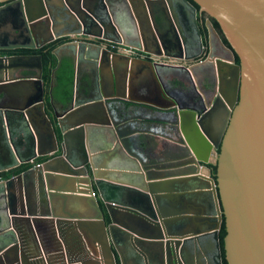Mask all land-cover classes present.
<instances>
[{"label":"water","instance_id":"obj_1","mask_svg":"<svg viewBox=\"0 0 264 264\" xmlns=\"http://www.w3.org/2000/svg\"><path fill=\"white\" fill-rule=\"evenodd\" d=\"M192 2L0 0V51L65 38L74 64L47 103L40 56L0 58V264H222V221L226 263L264 264V0ZM131 110L169 117L179 148L132 152ZM177 184L206 190V228Z\"/></svg>","mask_w":264,"mask_h":264},{"label":"crops","instance_id":"obj_2","mask_svg":"<svg viewBox=\"0 0 264 264\" xmlns=\"http://www.w3.org/2000/svg\"><path fill=\"white\" fill-rule=\"evenodd\" d=\"M204 76H205L204 72H201L199 74V78L202 80ZM73 91H74V87H73ZM135 94L136 93L134 92L130 93L131 98L136 97L137 95L135 96ZM192 96H194V92L192 95L189 93L186 96L181 95L180 98L184 100L186 99V102L192 105L195 103V100L192 99ZM127 116H128V123L133 125L134 130L136 129L137 131H139V133L137 132L138 134L132 135L131 138V145H132L131 150L136 155L140 156L141 158L143 157L147 158L150 155L153 156L160 155L165 151L170 153L171 155L176 151L177 148H179V144L175 142L176 139L179 141V139L176 137L178 134L171 128L172 123L168 122V120L170 119L169 117L161 116L158 113L151 112L149 110H142L137 112L131 110L127 114ZM155 150H157V152ZM37 160L36 162H39ZM201 173L207 175V172L204 169L202 170ZM201 185L203 187V184ZM170 190H172L173 193H171L172 195L168 199V201L172 203V206L175 208L182 206L184 209L181 211L186 212L189 215L192 214L191 216L193 215L196 216L197 221L202 223L200 226L206 228L207 225L205 226L204 224V218L206 217L205 211L209 210L207 205V203L209 202V198L206 194V190L202 189V191H200L196 195H190V196H188L187 193H185L186 191L185 184H177L174 187H170ZM188 204L191 205L190 208H186ZM72 205L73 203H70V206H68L67 208L68 213L76 212L75 210L72 209L73 208ZM25 247L27 246L25 245ZM70 248H73V246L70 247L67 246V250L69 251V253L72 252ZM213 249L214 247L211 241L205 244L204 251L208 259H211L210 254H212ZM74 251H76V247H74ZM128 263L134 264L132 261H128Z\"/></svg>","mask_w":264,"mask_h":264},{"label":"trees","instance_id":"obj_3","mask_svg":"<svg viewBox=\"0 0 264 264\" xmlns=\"http://www.w3.org/2000/svg\"><path fill=\"white\" fill-rule=\"evenodd\" d=\"M189 1L195 8H198L192 0ZM212 20V24L214 28L220 32L219 26L216 21ZM221 35V39L225 45L228 46L227 41ZM66 42L65 38L55 40L39 49L34 50H13L10 52H6L7 55H38L41 57L42 64V84L44 88V92L46 95V100L48 103L49 100V92L50 87L52 86L51 93L54 99L69 101L72 96L73 87H74V64L70 58L64 57L58 64V60L54 54L56 48H58L62 43ZM235 61L238 63V59L235 56ZM48 105V104H47ZM46 158H38L39 162L45 161ZM28 166H23L20 169L16 170V173L23 172L27 169ZM211 176L215 178L216 167L212 165H208ZM22 170V171H21ZM101 205V203H99ZM225 236V226L224 221H222L220 230H219V241L221 248V256H222V264H227L224 258V249H223V239Z\"/></svg>","mask_w":264,"mask_h":264},{"label":"flooded vegetation","instance_id":"obj_4","mask_svg":"<svg viewBox=\"0 0 264 264\" xmlns=\"http://www.w3.org/2000/svg\"><path fill=\"white\" fill-rule=\"evenodd\" d=\"M196 9H198V8H196ZM197 12H198V10H197ZM206 19H209L211 22H212V20H211V18L210 17H208L206 14H201V15H199V13H197V16H196V21H197V23L199 24V27H200V30L202 31L203 29H201L202 28V22L203 21H205ZM213 25V24H212ZM218 32V31H217ZM218 34H220V32L218 33ZM221 36V35H220ZM66 42H68L67 40H66ZM65 43V42H64ZM64 43H62V44H64ZM61 44V45H62ZM108 47H110V48H112V50H114L115 51V48L114 47H112V46H110V45H108ZM59 48V47H58ZM13 51V50H12ZM6 52H10V50H1L0 51V58L1 57H14V56H22V55H7L6 54ZM209 68V67H208ZM206 68H204V70H205ZM212 78V77H211ZM212 79H214V78H212ZM198 80V85H200V86H202L203 87V83H202V79H200V78H198L197 79ZM193 92H194V96H192V99L193 100H195V105H200V103H201V101H200V98H199V96H198V93H197V91H195L194 89H193V86L192 87H190L188 90H178L177 92H176V94L177 95H184V96H186V95H188V93L189 94H193ZM95 194V193H94Z\"/></svg>","mask_w":264,"mask_h":264},{"label":"built area","instance_id":"obj_5","mask_svg":"<svg viewBox=\"0 0 264 264\" xmlns=\"http://www.w3.org/2000/svg\"><path fill=\"white\" fill-rule=\"evenodd\" d=\"M37 163H39V162H37ZM36 165H37V164H36ZM92 196L94 197V196H95V194L93 193V194H92Z\"/></svg>","mask_w":264,"mask_h":264},{"label":"bare ground","instance_id":"obj_6","mask_svg":"<svg viewBox=\"0 0 264 264\" xmlns=\"http://www.w3.org/2000/svg\"><path fill=\"white\" fill-rule=\"evenodd\" d=\"M26 166V165H25ZM20 169V168H19ZM19 171V170H18ZM22 171V170H21ZM16 172V171H15ZM209 248V247H208ZM207 252H208V250H207ZM211 255V254H210ZM129 264V263H128Z\"/></svg>","mask_w":264,"mask_h":264}]
</instances>
